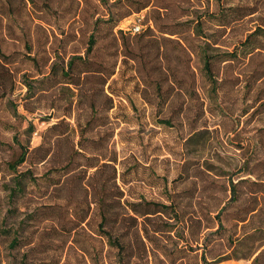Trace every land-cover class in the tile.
<instances>
[{"label": "rangeland", "instance_id": "374dc122", "mask_svg": "<svg viewBox=\"0 0 264 264\" xmlns=\"http://www.w3.org/2000/svg\"><path fill=\"white\" fill-rule=\"evenodd\" d=\"M34 1L40 8L37 15L27 11L32 5L28 0H0V45L5 51L0 55V264H22L29 248L33 252L27 263L92 264L72 242L75 238L93 249L97 241L89 234L95 236L100 223L92 190H84L87 180L71 174L86 158L74 155L75 162L65 166V158L80 139L87 155L106 147L108 156L117 158V181L124 199L169 205L144 215V230L152 237L144 248V264H204L203 256L213 264H254L264 247V103L255 102L259 82L252 78L250 88L246 86L252 68L244 75L245 64L236 63L233 73L243 74L242 80H228L215 88L203 70L200 46L210 38L186 25L183 34L191 35L187 42L180 41L178 34L155 33L144 38V78L135 62L128 60L121 62L105 85L89 73L79 78V88L60 76L40 80V71H49L45 57L61 43L64 52L58 61L66 64L73 54L86 56L94 20L108 18L110 10L117 18L133 9L116 27L131 35L135 25L154 28L156 20L152 6L135 9L149 0ZM150 1L166 6L163 10L169 18L165 21L191 17L175 19L190 12L186 0ZM210 1L214 9L216 3ZM252 18L242 19L228 35H216L215 46L220 48L209 51H224L227 45L243 40L255 28ZM35 23L45 25L47 33L38 32ZM219 23L210 19L204 33L210 34ZM99 31L95 57L106 63L112 56L109 52L121 41L113 45L104 25ZM38 36L48 52L35 46L40 57L36 65L29 59L32 53L26 39ZM220 72L222 76L224 69ZM25 79L40 81L29 91ZM107 94L113 96V105ZM261 95L264 100V90ZM61 118L71 127L48 131ZM46 132L51 149L47 158L38 161L40 153H32L19 166V172L31 171L32 178L27 177L23 193L10 199L16 173L9 163L20 152L15 137L33 150ZM62 132L66 134L59 136ZM255 140L262 145L257 144L253 152L250 141ZM246 163L249 171L243 172ZM231 179L237 183L236 201H232ZM67 186L73 191L69 206L65 205ZM88 202L93 219L86 225L81 224L80 215ZM252 208L257 210L249 215ZM148 210L144 206V212ZM245 215L248 220L240 221ZM73 227V236L67 237L65 232ZM16 235L22 239L21 248L10 246ZM260 262L264 264V256Z\"/></svg>", "mask_w": 264, "mask_h": 264}, {"label": "trees", "instance_id": "16d2710c", "mask_svg": "<svg viewBox=\"0 0 264 264\" xmlns=\"http://www.w3.org/2000/svg\"><path fill=\"white\" fill-rule=\"evenodd\" d=\"M186 1L190 3L186 11L189 10L190 12L186 14H178V16H175V19L177 18L178 20L185 15L191 16L190 19H187L186 21L173 20L172 22L165 21V19L169 18L168 12L163 10L166 6L158 5L150 0L145 3L144 1L141 2L139 6L135 7V9L140 11L152 6L153 8L151 11L154 14L156 23L154 28L143 26L140 31H132L134 35L127 34L120 29L116 30L118 21L130 14L133 9L123 11L117 18L114 15L115 13L111 10L107 14L109 16L108 18L105 17L106 15H104V17H97L93 22L95 24V29L89 37L86 56L73 54L70 56L66 64L58 61L57 59L61 58L62 52H64V45L61 43V47H56V49L53 50V54L49 51V55L45 57L44 65L48 67L49 71L47 73L40 71V74L43 75L40 80H47L55 76H60L61 78H68L66 83L74 84L76 88H79L77 87L79 86V78L82 76L87 77L89 73L95 75L101 80L103 85H105L117 72V68L121 62L125 63L128 60H133L135 62L137 72L142 78H144V74L146 73L144 67L146 59L144 55V38L155 33H159L163 37L178 34L177 36L180 38V41L184 39V42H187L188 37H191V35H184L183 33L185 31L182 29V26L191 25L195 34H202L207 39L210 38V41L207 40L204 46H200L204 63L203 70L207 78L213 83L214 87L216 88L218 85H221L228 80H235L237 82L241 81V77L246 74V71L252 68L249 71V74L246 75L248 76L246 78V86L251 84L252 78L255 79V82H259L260 89L255 98V102H260L262 100V103H264L261 95L264 90V0H240L238 3H230L229 5H224L223 3L225 1L226 3L231 2V0H214V3H216L214 9H211L210 7V0ZM28 2L32 3V5L27 8V11H31L30 13L33 12L37 15L40 8H38L34 0H28ZM206 4H208V6H206ZM10 12L15 13V9L10 7ZM249 16L253 17L252 19L256 21V25L252 31L245 34L243 40L227 45V48L224 51H217L215 53L209 51L211 48L213 50H219L217 48H220L215 46L218 44L217 39H213L216 35L220 34L223 36L224 34H230L242 19ZM212 18L218 19L220 23L217 24V27L212 29L210 34H206L204 33V25ZM101 25H104L105 27L104 33L111 36L113 45L115 43L118 44L121 41V43L118 44L119 46L109 52V55L111 56L112 54L113 57L111 56L106 63L95 57V46L98 41V35L100 34L99 26L101 28ZM35 26L38 32L42 31L43 33H47L48 31V28L42 23H35ZM62 40L63 38H61V41ZM45 43L46 42L43 41L41 36L32 40L26 39V46L29 48V52L32 53L29 59L36 65L39 64L40 57L39 52H37V50L35 51L34 48L36 46V48L48 52V49L42 47ZM92 52L93 55L91 56ZM1 54H5V51L0 45V55ZM3 56L6 58L7 55ZM50 61L52 62L50 63ZM238 62L245 64L244 75H234L233 73L234 66ZM222 68L224 69V73L221 76L220 70ZM26 75L27 72H25L22 77L25 78ZM37 81L25 79L29 91L34 89V82ZM249 88L250 87H248V89ZM106 99L113 105L112 95L107 94ZM112 105H109L108 108H111ZM25 108L29 109L27 107ZM92 108L94 110L95 105H92ZM63 126L70 128L71 123L67 121L66 118H61L49 127L48 131L49 129L61 128ZM71 129L75 132L74 127ZM261 129L264 130V127ZM47 132L43 135L42 143L33 150H30L28 146H25L17 137H15L20 152L17 159L15 161L12 160L9 163L11 170L16 173V176L13 178V185L10 187V199L23 193L27 177L29 176L32 178L31 171L27 170L19 172V166L25 163L32 153H40L38 161H43L47 158L51 150L50 147L47 146ZM62 134L66 133L62 132L59 136H62ZM80 135L81 137L83 136V130ZM250 142L252 144L253 152L254 147H256L257 144L262 145L261 140ZM81 144L82 140L80 139L77 142L78 147L65 158L66 162H68L65 166L69 163L75 162L74 155L86 158V163L82 164V166L78 163L76 165L78 171L71 174L72 177L87 180V186L84 187V190L87 193L92 190L94 201L96 203L94 209L98 210L100 223L97 231H94L95 236L89 234V237H93L94 240L97 241V245H95L93 249L90 250L88 245L81 244V242L75 240V238L72 240L74 243L73 246L81 252V255L84 258L91 259L92 264H144V248L147 249V241L152 240L149 233L144 230V215L157 213L160 211V209H158L159 207L164 209L169 205L146 201L144 198L139 201H129L124 199V191L117 181V158L109 157L108 148L106 147L101 148L96 155L89 156L83 151L84 149L80 146ZM248 166V163H246L242 171H249ZM236 184L237 183H235L233 179L230 180L232 201L238 199ZM72 195L73 191L71 186H67L66 206L72 204ZM87 197L88 196L86 195L84 200H86ZM91 202H88L87 207H84L82 210L80 215L81 224L86 223V225H89L93 219ZM144 206H147L149 210L144 212ZM256 210V208H252L247 213L251 215ZM248 217L249 216L245 215L240 221H247ZM75 228L76 227L70 228L65 232L67 237L73 236L72 231ZM82 229L84 233H86V228ZM85 236H87V234H85ZM22 245V239L19 235L14 236L10 242L12 248H21L23 247ZM32 252L33 250L30 248L24 252L21 258L22 264H33L27 263V259H31L29 256ZM263 256L264 247L254 257V264H262L260 259H262ZM111 259H114V261ZM202 259L204 264H213L214 262L209 261L205 256H203Z\"/></svg>", "mask_w": 264, "mask_h": 264}, {"label": "built area", "instance_id": "2783aa9c", "mask_svg": "<svg viewBox=\"0 0 264 264\" xmlns=\"http://www.w3.org/2000/svg\"><path fill=\"white\" fill-rule=\"evenodd\" d=\"M141 28H142V26H140V25L138 24V25H135V26L132 28V30H133L134 32H137V31H140Z\"/></svg>", "mask_w": 264, "mask_h": 264}]
</instances>
